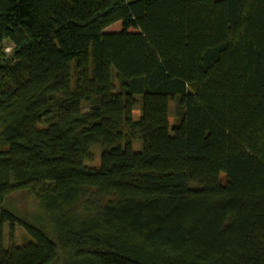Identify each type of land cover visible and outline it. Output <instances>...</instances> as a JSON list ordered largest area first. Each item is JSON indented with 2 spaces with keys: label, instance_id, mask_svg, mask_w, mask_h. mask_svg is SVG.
<instances>
[{
  "label": "trees",
  "instance_id": "obj_1",
  "mask_svg": "<svg viewBox=\"0 0 264 264\" xmlns=\"http://www.w3.org/2000/svg\"><path fill=\"white\" fill-rule=\"evenodd\" d=\"M0 264H264V0H0Z\"/></svg>",
  "mask_w": 264,
  "mask_h": 264
},
{
  "label": "rangeland",
  "instance_id": "obj_2",
  "mask_svg": "<svg viewBox=\"0 0 264 264\" xmlns=\"http://www.w3.org/2000/svg\"><path fill=\"white\" fill-rule=\"evenodd\" d=\"M121 30V23L115 22L105 28V32H118ZM129 31H136L135 29H129ZM12 49V44L9 41L4 43V56H6ZM83 67L84 71H87L88 60H87V50L83 52ZM66 81L67 85L70 82L69 77V65L66 64ZM117 100L121 101V96L118 93V90L115 89L112 93L103 96V101ZM134 117H137L139 114L138 106L133 109ZM173 116L169 115L170 129L173 125ZM173 135L174 132L171 131ZM151 146L150 142H144L140 139H136L132 142V152L131 160L132 162L137 159L139 155L145 152ZM25 149L24 146H21L17 143H11L7 145L6 150H12L14 148ZM92 158L91 159H81L75 162H66V164H78L87 167H96L99 165L100 154L102 151V146L100 144H94L92 147ZM223 177V175H222ZM2 209L10 212L16 217L14 222H5L3 224V247L8 248L11 244L19 245L23 243L26 237H30L29 228H39L42 229L45 233L53 239L52 236V223L48 219L47 213L44 208L41 206L39 201L34 197L33 194L20 190L14 192L4 198L2 202Z\"/></svg>",
  "mask_w": 264,
  "mask_h": 264
}]
</instances>
